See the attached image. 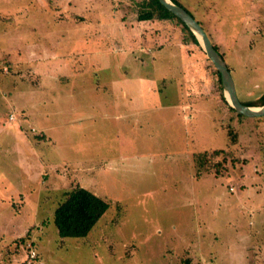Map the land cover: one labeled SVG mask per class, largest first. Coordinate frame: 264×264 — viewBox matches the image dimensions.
Returning <instances> with one entry per match:
<instances>
[{"label":"rangeland","instance_id":"1","mask_svg":"<svg viewBox=\"0 0 264 264\" xmlns=\"http://www.w3.org/2000/svg\"><path fill=\"white\" fill-rule=\"evenodd\" d=\"M179 1L259 99L264 0ZM144 2L0 0V264H264V116L229 138L213 62ZM77 185L110 207L61 238Z\"/></svg>","mask_w":264,"mask_h":264},{"label":"trees","instance_id":"2","mask_svg":"<svg viewBox=\"0 0 264 264\" xmlns=\"http://www.w3.org/2000/svg\"><path fill=\"white\" fill-rule=\"evenodd\" d=\"M172 1L186 8L201 23L193 11H191L185 4L179 0ZM142 6V10H140L138 14V20H151L154 18L176 20L181 25L185 42L199 44L197 37L187 24L163 5L160 0H146ZM202 26L204 27V25ZM204 29L208 34V30L205 27ZM214 46L224 57L218 46L216 44H214ZM229 69L231 70L230 66ZM215 73L218 76V87L220 90L219 105H223V122L226 123L227 121L225 128L227 129V135L230 138L232 134L231 131L235 128L236 124L241 120L248 118V116L238 112L228 103L223 95L221 74L217 70H215ZM241 101L250 106L264 105V93L255 101H245L242 99ZM221 152L223 153L224 151L214 149L212 151H206V153L204 152V155L206 156L207 153H210L209 156L211 157V155H218ZM63 198L64 199L59 203L54 212V224L56 225L58 234L61 238L87 236L110 207V203L105 198L99 196L83 185H77L71 190H68ZM27 236L29 235H26L25 237ZM25 237L22 239H25Z\"/></svg>","mask_w":264,"mask_h":264},{"label":"water","instance_id":"3","mask_svg":"<svg viewBox=\"0 0 264 264\" xmlns=\"http://www.w3.org/2000/svg\"><path fill=\"white\" fill-rule=\"evenodd\" d=\"M171 12L177 15L197 37L199 43L204 48L207 56L213 62L217 71L221 74L224 96L228 103L238 112L249 117L264 116V105L250 106L243 103L238 95L236 83L229 66L222 54L215 48L209 35L201 23L183 6L172 0H160Z\"/></svg>","mask_w":264,"mask_h":264},{"label":"built area","instance_id":"4","mask_svg":"<svg viewBox=\"0 0 264 264\" xmlns=\"http://www.w3.org/2000/svg\"><path fill=\"white\" fill-rule=\"evenodd\" d=\"M36 256V251H35V249H31V251H30V257L31 258H34Z\"/></svg>","mask_w":264,"mask_h":264},{"label":"crops","instance_id":"5","mask_svg":"<svg viewBox=\"0 0 264 264\" xmlns=\"http://www.w3.org/2000/svg\"><path fill=\"white\" fill-rule=\"evenodd\" d=\"M145 87H146V86H145ZM147 88H148V87H147ZM147 88H146V89H147ZM147 90H148V89H147ZM0 119H2V118H0ZM2 121H3V120H2Z\"/></svg>","mask_w":264,"mask_h":264}]
</instances>
